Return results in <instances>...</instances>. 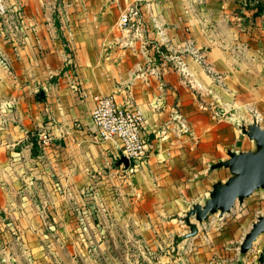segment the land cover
I'll return each mask as SVG.
<instances>
[{"label":"crops","instance_id":"0c3cea01","mask_svg":"<svg viewBox=\"0 0 264 264\" xmlns=\"http://www.w3.org/2000/svg\"><path fill=\"white\" fill-rule=\"evenodd\" d=\"M20 1L22 29L0 31V229L4 239L23 242L16 264L39 254L41 239L93 223L83 185L114 164L113 146L91 132L97 93L131 100L151 140L118 194L97 207L107 222L133 226L143 240L168 236L162 241L173 242L184 264H258L264 232L247 250L240 243L264 213L263 188L196 222L195 234L177 236L189 231L186 210L231 175L217 162L230 150L255 148L241 126L256 120L264 127V9L252 16L255 7H241L242 0H64L58 21L43 0ZM132 8L134 20L120 25ZM68 55L81 99L60 78ZM175 108L188 129L163 136ZM42 129L59 147L32 153L31 137Z\"/></svg>","mask_w":264,"mask_h":264},{"label":"rangeland","instance_id":"374dc122","mask_svg":"<svg viewBox=\"0 0 264 264\" xmlns=\"http://www.w3.org/2000/svg\"><path fill=\"white\" fill-rule=\"evenodd\" d=\"M0 2L4 5L6 12V14L0 13V31L3 35L8 34L10 31H17L13 26L14 24H25L21 1L13 0L12 3L10 1V3H7V0H1ZM43 2L44 7L47 8L48 11L53 12L55 19L59 21V11L64 8V0H43ZM10 14L12 17L5 21V16ZM11 25L12 28L9 27ZM68 57L71 56L68 55ZM71 58L67 60L72 62V70H63L60 73V78H63V80L71 86L75 95L81 99L83 97L82 84L77 73L76 63L73 58ZM42 150H47V148H42ZM118 153V151L114 150L110 154L114 163L111 164L112 166L109 168L104 167V169L100 171H95L89 183L83 185L81 193L84 201L87 202V200H89V204H94L93 223L88 225L78 222L71 226L68 225L63 230V232L68 233L60 239L53 237L52 239H41L39 242H36L35 245L40 249V253L36 254L34 252V255H28L29 259L22 256L19 263L184 264L181 252H176L177 247H175L173 242L170 240L162 241V238H169L168 236L157 234L158 236L155 235L153 240H143L140 233L133 230V226L122 224L121 221L118 222L119 220L117 221L116 219L109 223L101 211L97 209V207L101 206L100 203L106 200L105 196H115L118 194L117 187L119 181L125 179L119 165H116V161L119 158ZM42 164H44V162H42ZM113 165H115L116 168L113 167ZM31 179L33 181V178ZM210 214L214 215V213ZM0 223H2L1 220ZM8 224L9 223H5V225ZM0 226H2V224H0ZM1 233H3V231L0 229V264H16L15 257H17V254H20L21 249H23V242L20 243L19 239H4ZM24 248H27V246H24ZM171 253H174L173 255L175 257L171 256ZM3 255H6V258L3 257Z\"/></svg>","mask_w":264,"mask_h":264},{"label":"built area","instance_id":"2783aa9c","mask_svg":"<svg viewBox=\"0 0 264 264\" xmlns=\"http://www.w3.org/2000/svg\"><path fill=\"white\" fill-rule=\"evenodd\" d=\"M1 1V0H0ZM0 13L6 14L4 5L0 2ZM138 14L136 8L124 12L119 23L124 27L134 20ZM12 15H6L5 21L9 20ZM16 30L22 29V25H13ZM12 28V25L9 26ZM4 60V55L0 54ZM73 64L70 65L72 67ZM66 70H72V68ZM93 108L90 111L89 120L93 139L97 142H109L115 151H118V157L124 154L129 160V166L119 168L124 174L125 179L128 173H131L136 166L141 164L149 150L151 149V140L145 131V119L135 104L127 99L120 103L116 101L113 94H93ZM188 129L187 121L181 112L175 108L170 120L163 124L161 132L163 136L169 137V133L174 131L176 134H182ZM38 147L51 148L59 147L55 142L53 134L48 129L39 130L36 133Z\"/></svg>","mask_w":264,"mask_h":264},{"label":"water","instance_id":"95a60500","mask_svg":"<svg viewBox=\"0 0 264 264\" xmlns=\"http://www.w3.org/2000/svg\"><path fill=\"white\" fill-rule=\"evenodd\" d=\"M39 97H43V89L39 90ZM241 130L250 139L254 140L255 148L243 151H228V157L217 162V166H227L231 175L222 182H215L212 185L209 195L203 203L196 202L182 217L189 231L177 236V240L191 236L196 233V222L205 220L210 213L218 212L220 214L229 211L234 202L243 201L256 188L264 189V127L253 120L242 125ZM123 164L124 168L129 166V160L121 154L116 161V165ZM194 216L195 221L191 220ZM264 232V213L257 216L252 222L251 227L243 237L240 248L247 250L251 248L252 243L260 233ZM258 264H264V241L262 249L259 251Z\"/></svg>","mask_w":264,"mask_h":264},{"label":"trees","instance_id":"16d2710c","mask_svg":"<svg viewBox=\"0 0 264 264\" xmlns=\"http://www.w3.org/2000/svg\"><path fill=\"white\" fill-rule=\"evenodd\" d=\"M240 5H241V7H245V8L255 7V10L252 12V16L260 14L262 12V10L264 9V1L263 0H242ZM237 12L240 15H242L241 8H239L237 10ZM69 58H71V57H69ZM71 64H72V62L70 60H67L63 66V70L68 69ZM70 68H72V67H70ZM31 140H32V153H36L39 149L36 136L33 135L31 137Z\"/></svg>","mask_w":264,"mask_h":264}]
</instances>
